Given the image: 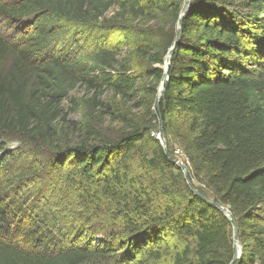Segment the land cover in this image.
Returning a JSON list of instances; mask_svg holds the SVG:
<instances>
[{"label":"trees","instance_id":"obj_1","mask_svg":"<svg viewBox=\"0 0 264 264\" xmlns=\"http://www.w3.org/2000/svg\"><path fill=\"white\" fill-rule=\"evenodd\" d=\"M184 2L0 4V18L20 32L12 43L0 36V232L14 217L18 223L29 217L20 212L28 201L37 197L42 207L28 205L38 218L23 234L28 246L0 238V264H230L233 223L215 203L231 211L238 227L234 264H264V0H191L175 41ZM71 28H82L79 35L87 29L93 42L68 51ZM173 45L159 108L156 91L132 100L140 80H164ZM135 59L149 68L131 73ZM79 86L94 98L86 101L83 138L71 146L58 140L56 127L68 124L62 102ZM105 92L120 99L112 100L113 111L95 99ZM132 101L142 117L125 112ZM106 115L122 127L109 138L99 132ZM156 127L167 144L180 145L187 180L151 136ZM8 137L21 146L6 151ZM40 175L57 176L82 194L77 206L87 218L70 241L59 226L66 218L42 199L43 185L30 190Z\"/></svg>","mask_w":264,"mask_h":264},{"label":"rangeland","instance_id":"obj_2","mask_svg":"<svg viewBox=\"0 0 264 264\" xmlns=\"http://www.w3.org/2000/svg\"><path fill=\"white\" fill-rule=\"evenodd\" d=\"M2 3H5V0H0V4ZM116 12H117V8L114 7L105 15V17L110 18ZM14 24L15 22L6 21L5 19L0 18V36L9 39L11 43L15 42L16 37L20 34V32L15 29ZM67 28H70V27H67ZM176 28H177V25H176ZM71 30L72 28L69 29L68 33L64 36L65 38L64 44L67 45L68 51L71 48L73 49L74 47H77L75 50H78V46H80L81 49L82 48L85 49L86 47H88L90 43L93 42L90 37L88 38L85 37V32L87 31V29L84 32V34L81 33V35H79L80 34L79 30L82 31V28H79V30L76 29L74 31L73 30L71 31ZM127 55H128V52L126 51V48H123L121 58H123L124 60V58ZM133 66H134V70H132L131 73H143L149 68V65L147 64V62L141 59H135L133 62ZM162 68L164 69V66H162ZM161 84L162 82L157 84L151 78L140 80L138 82L139 92L137 93L136 97L133 98L132 100H147V98L151 96L150 92H153V91H156V98H157L158 92L160 91V88H161ZM93 98L94 97L92 95V92H87L83 89V87L79 86L74 91H72L65 100H63L62 108L65 114H67L68 124L66 125L62 124L61 126L56 127L57 137L61 143L63 144L68 143L69 145L72 146L74 144L79 143L80 140L83 138V129H82L84 126L83 119L88 114L86 101L87 100L90 101ZM95 99L101 100L105 102V104L107 105L111 104L110 111H113L114 110L113 107H115L117 104V103H112V100H120L119 98H113L110 93H106V92L101 97H98ZM133 102L134 101L126 105L125 112H127V115H129L130 117H136V116L142 117L143 116L142 110L134 109L132 107ZM152 111H153V107H152ZM92 115L94 117L99 116V111L98 110L94 111ZM98 124H99V132L102 136H105V138L114 136L115 133L117 131H120L122 128L120 124L114 121V116L112 115H106L102 120L100 118ZM151 132L157 133L159 132V129L156 127ZM165 141L166 140L164 139L162 145H166L167 153L168 151L170 152V154L173 157V161L176 163L178 167H180V169L184 167L187 171L186 157L182 153L180 145L174 140L169 139V144H167ZM2 142L7 144L5 146L6 149L10 148L11 150H16L18 147L21 146L20 141L13 137L5 138L3 139ZM1 147L2 146H0V150H1ZM25 158H26L25 160L26 163L31 161L29 157L25 156ZM2 159H3L2 153L0 152V162ZM46 169L48 168L46 167ZM3 171L4 169L0 168V177H2ZM181 171L183 173V170ZM56 179H57V176L53 179L51 178L48 179V176L46 177L45 175H40L39 180L34 185H31L30 190L33 193H36V191L40 189V184L43 185V190L45 191V194L42 196V199L55 202V205H57V207H54V209L52 208V211L56 213L58 216H60L61 218H64V217L66 218L63 223L59 224V226L61 230L65 231L67 234L65 239L70 241L75 236V232H76L75 227L77 228V226L79 225V221L80 220L82 221L83 218L84 219L87 218L86 214L85 215L81 214L82 211L77 206V203H79V198L82 197V194L77 191L76 192L71 191L70 189L66 187V185L63 186V184L57 183ZM192 183L194 185L193 187H196V188L198 187L199 189L204 190L203 187L200 186L196 181H193ZM50 189H52L53 191H50ZM52 193L54 194L53 196H55V198L51 195ZM36 195L38 194H35V197ZM9 196L12 197L13 195H9ZM37 201L38 199L36 197L35 201H32V200L30 202L28 201V205L29 203L32 204L33 206H35L34 210L39 212L38 211L39 208H42V207L41 205H38V207L36 208V205L38 204ZM28 205L27 206L23 205L22 208L24 207L25 208L20 212L26 211L25 215L29 217H27L25 220L23 219L22 223H18L19 218L14 217V219L10 221L9 223V228L7 229L8 231L5 230V231L0 232V238H3L2 239L3 241L19 243V245L23 247H26L29 245V243H31L30 238H28L27 236L23 234L27 230L34 229L38 223H36L35 221V218H37L36 213L34 214L33 213L34 210L31 208H28ZM46 208L49 210V208L51 207L47 206ZM59 213H61L62 215H60ZM77 230L81 231L79 227L77 228ZM7 232H10V233H7ZM94 238H96V240H98L99 242L103 240V235L99 233L95 235ZM84 239L86 238L83 237V240ZM80 242H81V238L76 240L77 244Z\"/></svg>","mask_w":264,"mask_h":264},{"label":"water","instance_id":"obj_3","mask_svg":"<svg viewBox=\"0 0 264 264\" xmlns=\"http://www.w3.org/2000/svg\"><path fill=\"white\" fill-rule=\"evenodd\" d=\"M190 3H191V0H185V2L183 4V7L181 9V12L179 14V18H178V21H177L175 41H177L178 38H179V35H180V32H181L182 22H183V19L185 17V14H186L189 6H190ZM174 47H175V45H173L169 49V51H168V53H167V55L165 57L164 69H163L164 70V80L162 81L160 91L158 92V95H157V98H156L157 108H159V101H160V98H161L163 90H164V84H165V82L168 79L167 73H168V69H169V66H170V59H171V55H172V52L174 50ZM162 147H163L165 153H167L166 145H162ZM9 150H11V149L9 148L6 151H9ZM181 169L183 170L184 177L187 180L188 179V172L186 171V169L184 167H182ZM194 191H195V193L197 195L201 196V194L197 190L194 189ZM206 202L209 203V204H213L210 200H207ZM214 205L219 210H221L224 213V215L233 223V244H234V249H235V256H234V258H233V260H232V262L230 264H234L235 261L239 258L240 254H241V247L239 245V239H238V227L236 225L235 218L233 217L231 211L228 208H226V207H224V206H222L220 204H217V203H215Z\"/></svg>","mask_w":264,"mask_h":264},{"label":"built area","instance_id":"obj_4","mask_svg":"<svg viewBox=\"0 0 264 264\" xmlns=\"http://www.w3.org/2000/svg\"><path fill=\"white\" fill-rule=\"evenodd\" d=\"M151 135L154 136L160 142L161 145L163 144L164 138L161 136L160 132L152 133Z\"/></svg>","mask_w":264,"mask_h":264}]
</instances>
